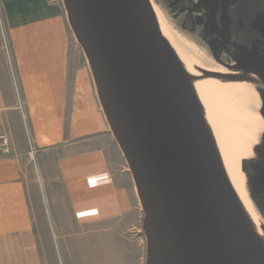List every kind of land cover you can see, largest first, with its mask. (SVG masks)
I'll use <instances>...</instances> for the list:
<instances>
[{"label": "crops", "instance_id": "1", "mask_svg": "<svg viewBox=\"0 0 264 264\" xmlns=\"http://www.w3.org/2000/svg\"><path fill=\"white\" fill-rule=\"evenodd\" d=\"M5 1L14 40L12 64L0 45V264H144L134 180L63 6Z\"/></svg>", "mask_w": 264, "mask_h": 264}, {"label": "water", "instance_id": "2", "mask_svg": "<svg viewBox=\"0 0 264 264\" xmlns=\"http://www.w3.org/2000/svg\"><path fill=\"white\" fill-rule=\"evenodd\" d=\"M62 1L134 180L145 264H245L220 173L164 74L161 30L150 0ZM206 1L213 27L215 0ZM242 70L260 76L264 63Z\"/></svg>", "mask_w": 264, "mask_h": 264}, {"label": "bare ground", "instance_id": "3", "mask_svg": "<svg viewBox=\"0 0 264 264\" xmlns=\"http://www.w3.org/2000/svg\"><path fill=\"white\" fill-rule=\"evenodd\" d=\"M150 4L161 30L164 74L176 98L194 117L220 173L242 236L245 264H264V231L240 167V161L252 153L257 129L264 126V117L247 109L242 98L250 84L263 87L262 77L199 55L172 35L158 6L151 0Z\"/></svg>", "mask_w": 264, "mask_h": 264}, {"label": "rangeland", "instance_id": "4", "mask_svg": "<svg viewBox=\"0 0 264 264\" xmlns=\"http://www.w3.org/2000/svg\"><path fill=\"white\" fill-rule=\"evenodd\" d=\"M151 1L158 6L159 10L161 11L162 18L165 21V24L168 27L169 31L172 33V35L184 41V43H186V46L194 50L199 55L204 56L208 60L211 61L213 60L214 62H218L226 66H230L231 64H236L240 69L244 67L240 65L237 58H232L227 53L226 49L223 47V45L220 42L218 41L206 42L202 40L198 35L200 29L206 22L207 5L204 2V0H193V5H194L193 9L191 8L188 11L194 23V28L191 32L182 30L177 25V20L174 15H170L169 13H167L154 0ZM51 2L52 0H48V3ZM57 3L63 6L64 14H65L64 19L66 18V22L70 30L71 36L75 38L67 21V14L63 1L57 0ZM6 6H7L6 1L0 0V45L7 50L9 54L8 55L9 63L12 64L10 53H11V49H13L14 35L12 34L13 33L12 28L9 26L6 17V13H5ZM257 24L260 29V32L264 36V16H261L258 19ZM261 60L262 57L256 51H253L247 55L246 64L248 68H250L252 67V65L258 63ZM259 77L260 78L262 77L261 79L264 84V74L260 75ZM258 87L259 86L256 84H250L248 91H246L243 96V98L245 97L246 99L242 98L243 100L242 102L246 103L245 105L247 109H249L251 112L262 115V111L264 110V85L262 88L259 87L261 90ZM251 148H252L251 155L248 158L242 159L240 161V167L242 172L244 173V186L247 195L250 199L251 206L256 215L258 223H260V227L264 231V126L262 128L259 127L257 129L256 139L254 143L251 144ZM127 169L129 170L128 165H127ZM135 238H136V234L132 233L128 241L131 242ZM54 241L55 240H53L51 243L52 246H55ZM58 241L60 242V243L58 242V244L62 246L63 240H58ZM144 256L146 257L145 252H144Z\"/></svg>", "mask_w": 264, "mask_h": 264}, {"label": "flooded vegetation", "instance_id": "5", "mask_svg": "<svg viewBox=\"0 0 264 264\" xmlns=\"http://www.w3.org/2000/svg\"><path fill=\"white\" fill-rule=\"evenodd\" d=\"M207 5L206 22L198 35L206 42L218 41L232 58H237L240 65L246 64L247 55L256 51L262 60L252 65L264 63V36L257 21L264 16L261 5L250 0H215L216 25L211 26ZM156 3L170 15H174L177 25L184 31L191 32L194 23L189 10L193 9V0H156Z\"/></svg>", "mask_w": 264, "mask_h": 264}, {"label": "built area", "instance_id": "6", "mask_svg": "<svg viewBox=\"0 0 264 264\" xmlns=\"http://www.w3.org/2000/svg\"><path fill=\"white\" fill-rule=\"evenodd\" d=\"M9 147V139L8 136L4 133H0V149L2 151L7 152Z\"/></svg>", "mask_w": 264, "mask_h": 264}, {"label": "trees", "instance_id": "7", "mask_svg": "<svg viewBox=\"0 0 264 264\" xmlns=\"http://www.w3.org/2000/svg\"><path fill=\"white\" fill-rule=\"evenodd\" d=\"M156 2V0H154ZM252 3L256 4L258 3L261 5V10L264 9V0H250Z\"/></svg>", "mask_w": 264, "mask_h": 264}]
</instances>
